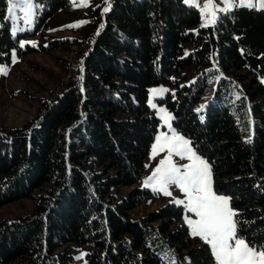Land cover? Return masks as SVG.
Listing matches in <instances>:
<instances>
[{
    "label": "trees",
    "instance_id": "16d2710c",
    "mask_svg": "<svg viewBox=\"0 0 264 264\" xmlns=\"http://www.w3.org/2000/svg\"><path fill=\"white\" fill-rule=\"evenodd\" d=\"M41 1L37 31L69 6ZM110 3L60 93L25 126L0 127V208L48 187L31 215L0 222V264H75L70 245L91 249L85 264H214L183 208L132 216L152 195L140 183L161 126L155 87L230 198L238 236L264 249V11L235 7L204 28L184 0ZM7 7L0 0V65L31 53L12 38Z\"/></svg>",
    "mask_w": 264,
    "mask_h": 264
},
{
    "label": "rangeland",
    "instance_id": "374dc122",
    "mask_svg": "<svg viewBox=\"0 0 264 264\" xmlns=\"http://www.w3.org/2000/svg\"><path fill=\"white\" fill-rule=\"evenodd\" d=\"M234 2L239 4V0H234ZM251 2L258 7L259 0H251ZM35 3L39 7L32 17L31 24L25 23L23 18L24 13L20 8H16L12 14V18L9 19L12 38L19 41V46L21 41H25L34 42L35 47L32 43H25L23 48L20 47L21 51L31 49V53L26 56H21L19 54L20 50L15 49L17 62L13 63L11 58V64L5 65L7 75H0L1 128H21L28 122L35 120L42 112L44 103L49 102L55 95L59 94L70 78L75 76L77 70L80 68L82 57L87 51L88 43L98 31V23L96 22L98 13L102 12L103 7L107 6L104 0H90V6L86 7L78 6L80 0H76L75 4L73 0H69L68 8L56 13L37 31V25L45 8L41 0H35ZM200 3L203 4L204 0H200ZM96 5H100V7H95ZM221 14L223 13H217L216 21ZM82 21H87V23L81 24L80 22ZM205 23L206 21L202 17V27L206 28L214 25L209 22L207 26H204ZM69 25L74 26L68 27ZM187 74L191 79H194L196 72L190 69L187 71ZM161 88L167 89L164 87L152 89ZM167 91L158 96H153L150 92L149 104L151 100L150 106L157 110V115L161 119V126L157 137L161 133H165L171 138L173 131L179 135L173 124V115L165 106L157 104V100L164 98ZM153 104L155 107L152 106ZM202 108L198 109L199 113H202ZM161 109L165 111L161 112ZM169 116L172 119H167ZM169 124L171 125V129L169 128ZM157 137L153 145L157 144ZM153 145L146 162L145 178L151 175L159 161L167 154L166 150L159 151V154L155 158H152ZM172 159L178 165L189 163L186 159L181 160L175 155ZM211 179L212 190L215 192L213 176ZM143 181L140 183V188L149 190L152 195L146 198L143 204L133 211L132 216L134 218L144 217L167 205H175L183 208L185 217L197 219L193 213L186 212L183 205H178L174 202L177 199H185L184 194L178 188L174 186L170 187L169 190L172 192V195L166 196L163 193H154L151 187H144ZM47 189L48 187H45L42 190L34 192L32 199L22 200L0 208V222L14 221L31 215L35 210L39 198L46 193ZM131 190L130 188L123 189L120 196L127 195ZM185 217V223L188 225ZM192 238L195 243H199L201 240L199 237L192 236ZM69 247H72L75 264H85V256L82 259H77V257L81 256L82 253L91 252V249L83 245H70Z\"/></svg>",
    "mask_w": 264,
    "mask_h": 264
},
{
    "label": "snow or ice",
    "instance_id": "6c2138e0",
    "mask_svg": "<svg viewBox=\"0 0 264 264\" xmlns=\"http://www.w3.org/2000/svg\"><path fill=\"white\" fill-rule=\"evenodd\" d=\"M75 2L76 0H73L74 4ZM104 3L107 6L103 7L102 15L111 8L110 0H104ZM184 3L200 11L206 21L204 26H207L209 22L215 24L217 13H227L235 7L249 9L256 7L257 10H264V0H259L258 7L251 0H239V4H236L234 0H204L203 4L200 0H184ZM7 4L5 19H11L14 10L20 8L24 13L25 23L28 24L32 23V17L39 7L35 0H7ZM78 6H90V0H80ZM80 23H87V21ZM100 27L103 28V25ZM25 43H32L35 47L34 42L25 41L20 42V47L23 48ZM11 58L13 63L17 62L15 50L12 51ZM0 75H7L5 65H0ZM166 91L167 89L163 88L150 90L153 96L162 95ZM152 106L155 107L154 104ZM167 119L172 118L169 116ZM169 128L171 129L170 124ZM165 150L166 156L143 181L144 187H151L154 193L171 196L172 192L169 189L174 186L184 194L185 199H177L174 202L183 205L186 212L193 213L197 217L192 219L186 216L185 219L191 229V235L199 237L209 246L214 264H264V249H256L238 236V221L235 219L238 213L230 206V198L217 195L212 190L211 166L197 154L192 142L174 131L171 138L161 133L157 137V144L153 145L152 158H155L159 151ZM174 155L181 160L186 159L189 163L178 165L172 159ZM85 255L88 254L82 253L77 259H82ZM170 264H175V261H170Z\"/></svg>",
    "mask_w": 264,
    "mask_h": 264
}]
</instances>
